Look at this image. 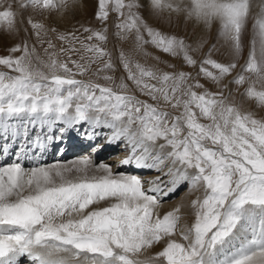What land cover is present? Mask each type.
Returning <instances> with one entry per match:
<instances>
[{"label":"snow or ice","instance_id":"6c2138e0","mask_svg":"<svg viewBox=\"0 0 264 264\" xmlns=\"http://www.w3.org/2000/svg\"><path fill=\"white\" fill-rule=\"evenodd\" d=\"M109 3L123 18L117 24L122 38L134 35L137 48L151 43L173 57L182 55L189 66L197 65L183 40L141 22L133 11L139 7L136 0H99L97 19L107 20ZM152 5L206 25L219 20L234 54L242 51L250 0H152ZM63 6L66 0H16V7L13 0H0V28L17 30V7L51 11ZM29 23L39 38L44 25ZM254 29L259 47L254 38L244 71L264 79V19H258ZM106 31L92 32L87 39L105 43ZM69 37L78 39L73 34L58 36L61 41ZM48 47H54L51 41ZM81 47L90 55L71 60L73 68L56 53L47 61L35 56V47L30 50L26 42L0 56V66L11 70L0 71V138L27 141L29 127L37 125H47L49 131L57 123L102 126L110 130L109 143L122 141L129 148L122 165L134 162L174 179L162 187L157 177L145 188L139 176L114 174L110 165L94 164L88 156L31 168L15 161L0 166V264H19L21 257L29 264H256L253 258L259 257L258 264H264V121L228 104L222 93L195 91L204 85L189 83L190 73L161 72L122 52L127 79L155 103L141 100L124 80L116 83L106 74L114 71V64L105 48L91 43ZM93 65H98L95 71ZM235 68V63L209 57L201 63L200 74L219 83ZM90 72L96 79L76 78ZM101 79L106 83L97 82ZM233 82L243 85L246 77L240 74ZM246 94L264 105V91L250 87ZM24 152L21 143L17 161ZM166 161L172 167L164 173ZM181 181L203 189V197L192 201L194 223L180 230L185 243L172 238L180 229V209L162 217L157 211L160 196L175 192ZM101 201L108 206L91 207ZM166 237V246L155 257L139 259L142 250Z\"/></svg>","mask_w":264,"mask_h":264},{"label":"rangeland","instance_id":"374dc122","mask_svg":"<svg viewBox=\"0 0 264 264\" xmlns=\"http://www.w3.org/2000/svg\"><path fill=\"white\" fill-rule=\"evenodd\" d=\"M125 2H127V0H125ZM136 2L139 7L133 9V11L139 15L141 22L147 27L158 30L167 36H174L179 40H183L184 43L189 46V54L197 61L195 67L187 65L182 55L173 57L156 48L151 43L145 44L142 49L137 48L134 35H129L127 39L122 38V34L118 35L120 30L117 28V24H119L123 18L114 10L113 3L108 4L109 15L107 20L101 21L97 19L96 14L99 11V0H76L75 3H73L72 0H66V6L51 11H38L32 8L19 9L17 7L16 10L19 12L16 24L17 30L14 33H9L4 28H0V56L9 55L10 48L16 45H23L26 42L30 50L32 47H35V56H39L41 59L47 61L49 54L56 53V58L59 61L67 62L69 67L73 68L74 66L71 60H79L81 55H90L84 52L81 47L82 43L100 44L101 47L105 48L110 53L112 63L114 64V71H110L106 74L112 75L116 83L124 80L128 83L132 93L141 100L155 103L149 97L142 95L133 83L127 79V72L120 60L122 52L134 62H139L161 72L190 73L192 79L189 83L195 84L199 81L200 84L204 85L203 88H194L195 91L203 92L206 89L212 93H222L228 104L234 105L243 113L251 114L254 119L264 121V105H260L256 99L246 94L247 89L250 87L254 88L256 91H264V79H258L255 74L244 71L254 38L257 39V49L259 47L257 36L258 29H254V25L258 19H264V0H250L249 15L246 19L244 29L242 30V51L239 56L234 54L231 43L227 42L223 37L222 26L219 20H213L210 25H206L194 18H188L185 13L177 14L175 12L158 11L153 7L152 0H136ZM184 3L187 4L188 0H184ZM13 4L14 7H16V0H13ZM124 12L125 15H127V9H124ZM29 20L44 25V30L41 32L39 38L35 35ZM85 29H91L92 31L86 32ZM104 29L107 30V41L105 43H101L95 38L91 41L87 39L88 36L92 35V32L103 31ZM141 31L145 39H148L146 28L142 27ZM59 34H64L66 36L68 34H73L78 39L73 40L69 37V40L61 41L58 38ZM48 41L52 42L54 45L53 48L48 47ZM73 46L80 49V51H60L62 48L67 50ZM46 49L47 51H45ZM13 55H20V53H14ZM35 56L33 57L34 63L36 62ZM209 57L223 64L235 63L236 68L231 74L225 76L219 83H216L200 74L201 63L204 59ZM97 66L98 65H93V71H95ZM207 67L213 70L210 66ZM0 71L10 72L11 70L4 66H0ZM240 74L246 77V82L243 85H237L233 82ZM89 77L96 79V77L92 76L91 72L86 76H77L76 78L88 79ZM97 82L102 84L106 83L102 79ZM164 108L174 115L179 114L178 110L171 108L169 105H164ZM202 122L207 123V121ZM57 143V149L53 152L56 158L49 161L45 160V165L73 161L74 159H70L75 157L81 158V155L93 146L92 143L89 144L85 150H78L75 154H65L64 151L66 150L62 149V145H59L60 142ZM118 152H121L120 148L115 149L113 152H109L106 157L117 155ZM58 155L63 158V161L59 162L61 158H58ZM104 160H106L105 157L101 160L97 159L94 161V164H99ZM167 163L168 161L165 162V165ZM151 171L154 172V170ZM197 197H203V189H192L189 183H185L179 194L172 197V200H166V202L173 201V203L176 204L174 208L159 213L162 217L176 208L180 209V229H178L176 235L172 237L180 243H185L180 235V230L190 228L195 221L192 201ZM161 204H163V202ZM105 206H108L107 201H101L91 207L99 208ZM167 239L166 237L165 240L149 248L152 250L157 247L151 252L149 249L142 250L139 259L143 260L155 257L156 254L162 251L166 246L165 241ZM253 261L258 264L259 257H254Z\"/></svg>","mask_w":264,"mask_h":264},{"label":"bare ground","instance_id":"6f19581e","mask_svg":"<svg viewBox=\"0 0 264 264\" xmlns=\"http://www.w3.org/2000/svg\"><path fill=\"white\" fill-rule=\"evenodd\" d=\"M61 128H64L63 132L60 131ZM60 135H62V139L64 138L63 140L65 144L63 145V141H61V147L63 150H66L64 151L65 154H75V152H77L78 150H85L89 146V144L93 143V146L85 151V153L81 155V158L84 156H88L94 162L97 159L101 160L105 157L106 160L102 161L101 163L110 165L112 167L113 173L139 176L145 182V188L152 187L153 185L148 182L155 181L157 177H159L160 180L163 181V184L161 185L162 187L170 186L169 181L174 179L173 176L164 175L154 169L137 167L134 162L129 165H122V161L130 154V150L125 146L124 142L121 141L119 143H109V129L102 126H92L88 123L83 122L73 126H65L57 123L52 126L51 131H49L47 125H45L43 128H41L39 125L35 127L30 126L28 129L27 141H24L22 137H18L16 140H12L10 138L7 141L3 138H0V166H5L14 161L22 163L23 166L27 168L45 165V160L49 161L56 158L53 152L55 149H57V142L60 141ZM49 136L53 138L51 141L47 139ZM37 138H39V143H34ZM21 143H25V152L22 154L21 160L17 161L16 156L19 152ZM5 144H7L8 146L6 153L4 151ZM117 148H120L121 152H118L117 155L106 157L109 152H113ZM78 158L79 157H75L71 158L70 160H76ZM61 161H63V158H61L59 162ZM62 163H66V161ZM170 167H172L170 162L163 166L164 173H166ZM151 170H154V172H152ZM185 183L189 182L181 181L179 187L175 192H172L167 196H160V202L162 201L163 204H161L162 202L160 203L161 206H159L157 209L158 213H162L163 211L167 210L169 211L174 208L176 204L173 203V201L166 202V200H172V197L179 194L183 189ZM156 248L153 249L155 250ZM152 250L149 249L150 252ZM19 264H29V261L26 257H21L19 258Z\"/></svg>","mask_w":264,"mask_h":264}]
</instances>
